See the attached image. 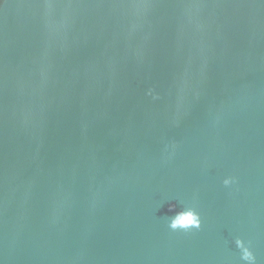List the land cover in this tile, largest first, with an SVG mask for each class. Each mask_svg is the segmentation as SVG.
<instances>
[{
    "label": "water",
    "instance_id": "1",
    "mask_svg": "<svg viewBox=\"0 0 264 264\" xmlns=\"http://www.w3.org/2000/svg\"><path fill=\"white\" fill-rule=\"evenodd\" d=\"M237 238L264 264V0H0V264H247Z\"/></svg>",
    "mask_w": 264,
    "mask_h": 264
},
{
    "label": "clouds",
    "instance_id": "2",
    "mask_svg": "<svg viewBox=\"0 0 264 264\" xmlns=\"http://www.w3.org/2000/svg\"><path fill=\"white\" fill-rule=\"evenodd\" d=\"M149 94L151 95V91ZM233 182L234 178L231 177L225 178L223 181L225 186H228ZM172 208L173 206H170L169 210L171 211ZM169 227L172 230L182 229L185 231L193 228L199 229L201 227V218L199 214L193 209L181 211L176 216L170 218ZM235 244L237 248L241 249L242 260L247 262V264H254L255 257L253 256L252 252L247 247H245L243 240L237 238L235 240Z\"/></svg>",
    "mask_w": 264,
    "mask_h": 264
}]
</instances>
